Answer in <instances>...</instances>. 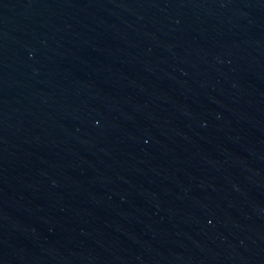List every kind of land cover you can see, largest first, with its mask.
<instances>
[{"label": "water", "instance_id": "water-1", "mask_svg": "<svg viewBox=\"0 0 264 264\" xmlns=\"http://www.w3.org/2000/svg\"><path fill=\"white\" fill-rule=\"evenodd\" d=\"M0 264H264V0H0Z\"/></svg>", "mask_w": 264, "mask_h": 264}]
</instances>
